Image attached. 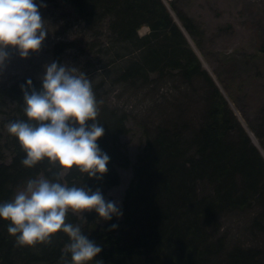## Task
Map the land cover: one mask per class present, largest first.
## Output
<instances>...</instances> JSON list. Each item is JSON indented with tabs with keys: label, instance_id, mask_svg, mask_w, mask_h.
<instances>
[{
	"label": "trees",
	"instance_id": "obj_1",
	"mask_svg": "<svg viewBox=\"0 0 264 264\" xmlns=\"http://www.w3.org/2000/svg\"><path fill=\"white\" fill-rule=\"evenodd\" d=\"M42 2L51 14L59 7L71 10L73 18L65 19L62 26L80 21L88 30L89 38L84 41L93 53L91 72L100 71L102 78L108 77V84L143 85L173 74L186 82L199 78L207 103L194 127L172 116L145 129L142 145L130 161L120 139L128 130V114L107 104L106 96L97 91L101 79L92 89L99 102L97 120L104 128L97 143L110 158L108 171L101 180L76 169L57 177L59 168H53L47 159L33 168L25 167L22 160L26 154L7 131L9 122L27 120L21 86L27 88L31 80L32 87L40 90L45 74L3 81L0 204L10 202L17 188L38 177L69 187L99 188L104 196V191L118 182L117 167L130 166L131 176L117 205L121 217L104 221L95 211H86L83 216L69 212L66 216L67 223L79 225L82 234L101 247L91 264H264L263 247L227 245L226 236L218 233L223 214L245 209L254 210L250 227L264 232V156L190 45L188 37L199 46V26L177 8L175 0H168V5L177 20L162 0ZM141 25L147 31L138 34ZM72 44V40H52L49 64L63 65L62 53ZM256 52L264 57V43ZM219 81L228 91L229 85L222 78ZM228 96L233 98L231 92ZM262 108L264 111V105ZM104 198L110 201L109 196ZM9 223L0 219V264H71V254L65 247L69 243L67 234H55L46 245L21 247L8 233ZM114 224L117 227L112 229Z\"/></svg>",
	"mask_w": 264,
	"mask_h": 264
},
{
	"label": "rangeland",
	"instance_id": "obj_2",
	"mask_svg": "<svg viewBox=\"0 0 264 264\" xmlns=\"http://www.w3.org/2000/svg\"><path fill=\"white\" fill-rule=\"evenodd\" d=\"M162 1L177 20L168 0ZM36 4L47 28L41 49L30 53L27 58H21L15 49H6L8 59L0 68V83L21 75L43 76L45 65H49L51 41L67 39L73 44L62 53L63 65L83 73L91 85L102 79L97 91L106 96L108 105L127 112L128 130L120 135V139L125 143L130 161L142 145L143 131L150 130L163 118L177 116V121H184L187 127H194L199 122L207 103L201 79L186 82L173 74L143 85L108 84V77L102 78L100 71L91 72L93 53L84 41L89 38L88 30L80 21L62 26L65 19L73 18L71 10L59 7L51 14L42 0H37ZM175 5L201 29L199 46H195L187 36L188 41L201 66L221 87L240 123L264 156V57L256 52L264 43V0H175ZM146 31L145 25L137 28L138 34ZM219 78L229 85L228 91L223 89ZM104 89H107L105 93ZM229 92L233 98L228 96ZM117 172L118 182L104 191V196H109L116 205L120 203L123 189L130 179L131 168L117 167ZM25 186L17 188L14 196ZM253 213V209L234 210L220 217L218 233L226 236L227 245H260L264 248V232L251 228L249 224Z\"/></svg>",
	"mask_w": 264,
	"mask_h": 264
},
{
	"label": "clouds",
	"instance_id": "obj_3",
	"mask_svg": "<svg viewBox=\"0 0 264 264\" xmlns=\"http://www.w3.org/2000/svg\"><path fill=\"white\" fill-rule=\"evenodd\" d=\"M46 34L35 0H0V68L8 59L6 49H15L21 58H27L41 49ZM21 90L27 120L9 122L7 131L26 154L22 164L33 168L47 159L53 168H59L57 177L76 169L101 180L110 158L97 143L104 128L97 120L99 102L91 81L78 70L53 62L45 65L40 90L32 87L31 80ZM86 211H95L104 221L123 215L99 188L69 187L40 177L29 179L10 202L0 204V219L10 222L7 231L21 247L49 244L62 231L69 237L65 247L71 264H91L101 247L83 235L79 225L66 222L69 212L83 216Z\"/></svg>",
	"mask_w": 264,
	"mask_h": 264
},
{
	"label": "bare ground",
	"instance_id": "obj_4",
	"mask_svg": "<svg viewBox=\"0 0 264 264\" xmlns=\"http://www.w3.org/2000/svg\"><path fill=\"white\" fill-rule=\"evenodd\" d=\"M254 143H255V140L253 139ZM256 144V143H255Z\"/></svg>",
	"mask_w": 264,
	"mask_h": 264
}]
</instances>
